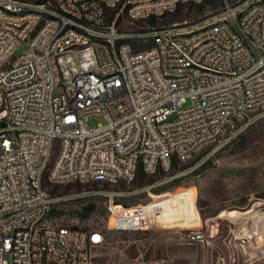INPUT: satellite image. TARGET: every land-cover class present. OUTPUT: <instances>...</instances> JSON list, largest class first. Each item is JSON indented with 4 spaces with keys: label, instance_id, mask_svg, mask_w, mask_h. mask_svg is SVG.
<instances>
[{
    "label": "built area",
    "instance_id": "built-area-1",
    "mask_svg": "<svg viewBox=\"0 0 264 264\" xmlns=\"http://www.w3.org/2000/svg\"><path fill=\"white\" fill-rule=\"evenodd\" d=\"M204 1L0 0V264H93L105 232L54 225V205L82 194L52 196L45 181L130 184L141 171L151 180L137 188L90 194L107 199V230H146L118 226L114 208L199 176L264 119V0L126 28ZM262 210L247 227H264ZM179 241L209 237L183 228Z\"/></svg>",
    "mask_w": 264,
    "mask_h": 264
},
{
    "label": "rangeland",
    "instance_id": "rangeland-1",
    "mask_svg": "<svg viewBox=\"0 0 264 264\" xmlns=\"http://www.w3.org/2000/svg\"><path fill=\"white\" fill-rule=\"evenodd\" d=\"M219 8V2L183 3L174 13L158 18L156 23H171L196 19ZM151 23L146 20H129L126 28H138ZM125 26L120 24V27ZM146 45L136 46L137 48ZM19 45L15 54L22 52ZM187 98L184 106L191 105ZM102 116H92L90 125L104 122ZM55 154V153H54ZM217 165L207 164L199 176L185 178L169 187L165 193L147 194L126 198V205L137 202L145 207L158 198L179 190H189L192 204L186 215L170 222L142 219L114 208L115 220L120 227L148 228L146 230H108L103 244L93 249V264H133L138 257L145 259L167 258L173 264H264V227H247V214L238 222L224 216L246 212L249 209L264 211V119L251 126L233 145L219 154ZM151 180L141 171L130 184H108L102 181L72 182L51 185L45 181L50 194L55 197L82 194L81 197L56 203L49 213L51 222L57 225L86 227H109L110 212L107 199L102 195L90 194L95 190L134 189ZM177 187H182L177 189ZM177 189L176 191H174ZM162 191V192H163ZM150 200V201H149ZM94 206L90 212L86 207ZM244 217V218H243ZM234 222V223H233ZM253 222V221H251ZM208 233L205 244L181 243L183 228L201 227Z\"/></svg>",
    "mask_w": 264,
    "mask_h": 264
},
{
    "label": "bare ground",
    "instance_id": "bare-ground-1",
    "mask_svg": "<svg viewBox=\"0 0 264 264\" xmlns=\"http://www.w3.org/2000/svg\"><path fill=\"white\" fill-rule=\"evenodd\" d=\"M192 204V194L189 190H179L176 193H171L156 199L145 207H137L131 210H126V213L132 216H137L139 220H155L159 222H170L174 219H180L186 215L188 208ZM116 209L121 211L120 206ZM248 212H238L224 216L229 221H236ZM244 218V217H243ZM247 219V218H246ZM233 222V223H234Z\"/></svg>",
    "mask_w": 264,
    "mask_h": 264
},
{
    "label": "trees",
    "instance_id": "trees-1",
    "mask_svg": "<svg viewBox=\"0 0 264 264\" xmlns=\"http://www.w3.org/2000/svg\"><path fill=\"white\" fill-rule=\"evenodd\" d=\"M206 1H209V0H206ZM212 1H213V0H212ZM204 2H205V1H204ZM202 3H203V2H202ZM182 5H183V3L179 5V7H178L177 10H179V8H181ZM162 18H163V17H162ZM157 20H158V17H156V16H151V17H149V19H148V21L151 22V23H156ZM240 140H241V139H240ZM86 209H87L88 212H90V211H92V210L94 209V206H93V205L88 206V207H86ZM52 210H53V208H52ZM52 210H51V211H52ZM52 223H53V222H52ZM53 224H54V223H53ZM54 225H57V224H54ZM57 226H65V225H57ZM66 226H70V227H73V228L82 227V228H85V229H89V228H98V229H102V230L105 232V234H106V231H108L106 227H86V226H78V225H66Z\"/></svg>",
    "mask_w": 264,
    "mask_h": 264
}]
</instances>
